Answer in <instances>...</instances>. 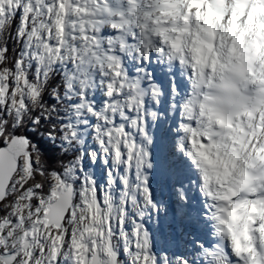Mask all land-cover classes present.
<instances>
[{
  "label": "snow or ice",
  "instance_id": "snow-or-ice-1",
  "mask_svg": "<svg viewBox=\"0 0 264 264\" xmlns=\"http://www.w3.org/2000/svg\"><path fill=\"white\" fill-rule=\"evenodd\" d=\"M0 264H264V0H0Z\"/></svg>",
  "mask_w": 264,
  "mask_h": 264
}]
</instances>
